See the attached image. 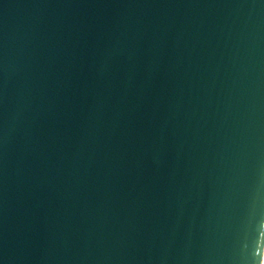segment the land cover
<instances>
[{"label":"water","instance_id":"95a60500","mask_svg":"<svg viewBox=\"0 0 264 264\" xmlns=\"http://www.w3.org/2000/svg\"><path fill=\"white\" fill-rule=\"evenodd\" d=\"M0 264H264V0H0Z\"/></svg>","mask_w":264,"mask_h":264}]
</instances>
